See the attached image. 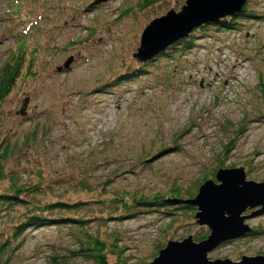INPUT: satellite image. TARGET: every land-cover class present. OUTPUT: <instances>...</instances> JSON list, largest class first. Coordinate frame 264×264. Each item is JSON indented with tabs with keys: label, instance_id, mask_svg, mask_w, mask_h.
Masks as SVG:
<instances>
[{
	"label": "rangeland",
	"instance_id": "rangeland-1",
	"mask_svg": "<svg viewBox=\"0 0 264 264\" xmlns=\"http://www.w3.org/2000/svg\"><path fill=\"white\" fill-rule=\"evenodd\" d=\"M94 1L0 0V66L17 52L18 41L35 65V76L24 72L0 113V148L10 155L6 170L17 171L27 183L43 184L53 196L77 201L104 198L102 191L191 194L220 166L242 167L248 181L263 183L264 0L249 4L262 19L217 37L200 35L190 52L158 57L146 76L116 83L140 65L132 54L143 29L172 4L165 0L160 9L146 10L137 7L143 0L91 6ZM185 1L174 0L173 10ZM67 59L72 60L68 71H57ZM161 149L165 152L159 155ZM81 180L92 186L88 192L80 191ZM103 183L104 190L96 189ZM5 187L0 182V191ZM83 209L96 213L101 207ZM84 210L78 214L84 216ZM153 211L108 219L105 225L93 219L89 228L101 238L116 237L127 264L151 263L157 247L169 241L191 236L197 243L202 227L195 223L196 209ZM245 224L261 234L225 242L208 259L237 262L264 255V214ZM1 231L10 229L0 223ZM66 232L54 226L26 228L9 264H48L52 255L66 257L79 247ZM66 261L93 264L83 257Z\"/></svg>",
	"mask_w": 264,
	"mask_h": 264
},
{
	"label": "trees",
	"instance_id": "trees-1",
	"mask_svg": "<svg viewBox=\"0 0 264 264\" xmlns=\"http://www.w3.org/2000/svg\"><path fill=\"white\" fill-rule=\"evenodd\" d=\"M165 0H143L137 7L149 9L152 7H157L160 9L162 2ZM252 0H247L243 10L232 16L227 17L219 21L217 25H204L198 30L192 32L188 38L182 40L170 48H168L163 55L159 58H165L172 54V52H190L196 47L195 41L198 36L207 34V36L217 37L215 34L222 33V31H239L245 23V21L257 20L259 17L258 13L249 8V4ZM258 1H254V6H258ZM167 4H172L173 9L177 5H174V0H170ZM256 4V5H255ZM128 11V10H127ZM126 11V12H127ZM18 41L16 44L18 50L13 53L9 59H7L0 66V113L3 104L8 100L13 90L22 79L24 72L29 77H34V56L30 55L26 49H23L22 44ZM158 58V59H159ZM67 59L63 63V67L57 68V71L67 72L66 67ZM154 61V60H153ZM152 62V61H151ZM140 64L137 68L129 69L125 75H120L115 79V83L126 82L132 79L144 77L148 74L150 63ZM66 67V68H65ZM60 68V69H59ZM264 93V90L261 92ZM263 96V95H262ZM35 137V134L30 138L25 139L27 143L29 139ZM177 149V147H168L167 150ZM165 151L161 149L158 154H162ZM227 152V147L225 148ZM227 154V153H226ZM225 155V154H224ZM226 156V155H225ZM10 155H8V149L5 148L1 150L0 148V182H5L6 187L4 190L0 191V223L7 224L10 231H1L0 238L4 236V239L0 241V264H9L10 253L14 254L16 250H19L24 243V240L18 244L21 235L24 233L26 228H46L54 226L58 230H67L66 236L73 240L74 245H76V240L79 243V247L68 251L66 257H61L60 255H52L49 258L48 264H68L66 260L74 259L76 257L88 258L93 264H127V261L122 257L123 249H120L116 241V237L113 239H108L105 235L101 238L99 235H94L89 228L91 221L98 220L99 223L105 225L108 219L122 220L129 216H135L140 214L142 210L148 212H162L164 214H169L167 210L173 209L174 211L183 210L184 212H193L195 208L189 205L174 204L170 203V200H186L195 197L197 191L195 190L191 194H181L179 190L170 191L168 196L165 195H155V196H145V195H127V194H116V193H106L102 191L101 197H88L87 200H70L69 197H56L53 196L49 189H47L43 184L38 182H33V184L22 181L20 175L15 170H6L7 160ZM147 162V161H146ZM145 162V163H146ZM103 165V164H102ZM221 167V166H220ZM219 169H222L220 168ZM217 169V170H219ZM216 169L209 172V176H205L203 180L196 185V189L206 180L214 179ZM111 179L107 181L109 183ZM106 183L99 184L96 189L105 187ZM79 189L81 192H88L92 187L88 185V182L79 181ZM198 190V189H197ZM35 198V199H34ZM97 206L101 209L88 210L85 211L83 208L86 206ZM15 206V209L14 207ZM11 209H14L13 211ZM11 210L5 215V211ZM85 211L84 216L79 215V211ZM164 211V212H163ZM193 218L192 215H190ZM100 219V220H99ZM5 220V222H2ZM174 220H171L173 223ZM64 232V231H63ZM209 234V230L206 227L201 228V232L196 234V241H202ZM261 230H252L247 236H259ZM230 242V241H229ZM76 247V246H75ZM162 249L161 246L157 247L159 252ZM158 254V253H157ZM113 256V258H111ZM7 258V259H6ZM155 256L153 257V259ZM148 264V263H143Z\"/></svg>",
	"mask_w": 264,
	"mask_h": 264
},
{
	"label": "water",
	"instance_id": "water-1",
	"mask_svg": "<svg viewBox=\"0 0 264 264\" xmlns=\"http://www.w3.org/2000/svg\"><path fill=\"white\" fill-rule=\"evenodd\" d=\"M108 1L95 0L91 6ZM246 2L186 0L178 11L171 9L146 25L132 58L139 64L148 63L200 27L217 25L220 20L240 13ZM71 61L69 59L67 67ZM169 202L194 207L195 223L206 227L209 234L197 243L191 236L182 241H169L148 264H264V255L242 256L237 262L207 257L221 244L250 234L252 229L245 221L264 214V182L248 181L244 168L219 169L214 179L199 186L194 198ZM247 210L249 215H244Z\"/></svg>",
	"mask_w": 264,
	"mask_h": 264
},
{
	"label": "bare ground",
	"instance_id": "bare-ground-1",
	"mask_svg": "<svg viewBox=\"0 0 264 264\" xmlns=\"http://www.w3.org/2000/svg\"><path fill=\"white\" fill-rule=\"evenodd\" d=\"M66 67H67V66H66ZM66 67H65V68H66Z\"/></svg>",
	"mask_w": 264,
	"mask_h": 264
}]
</instances>
